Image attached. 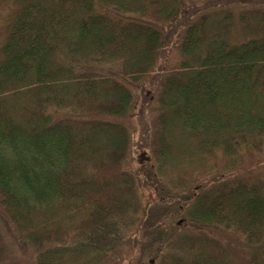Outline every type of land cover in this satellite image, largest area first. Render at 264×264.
Returning <instances> with one entry per match:
<instances>
[{
  "label": "trees",
  "instance_id": "1",
  "mask_svg": "<svg viewBox=\"0 0 264 264\" xmlns=\"http://www.w3.org/2000/svg\"><path fill=\"white\" fill-rule=\"evenodd\" d=\"M184 9L183 0H0V213L37 264H102L121 243L106 215L130 219L139 248L173 235L187 208L189 226L233 232L243 261L201 237L158 264H264V174L208 180L218 162L264 156V9L200 15L179 31V62L167 68L158 23ZM237 21L255 36L229 44ZM135 87L157 105L131 172ZM156 176L176 192L141 198ZM1 241L0 231V264Z\"/></svg>",
  "mask_w": 264,
  "mask_h": 264
},
{
  "label": "rangeland",
  "instance_id": "2",
  "mask_svg": "<svg viewBox=\"0 0 264 264\" xmlns=\"http://www.w3.org/2000/svg\"><path fill=\"white\" fill-rule=\"evenodd\" d=\"M185 9L176 21L163 20L158 23V27L166 33L168 43L166 47L165 66L167 68L176 65L179 62V52L177 48V38L179 31L184 30L193 23L200 15L216 9H229L237 16L242 9H264V0H183ZM172 31V34H171ZM254 34L247 33L240 22H236L228 37L229 44H239L248 41L254 37ZM103 72V71H102ZM147 76H142L137 83L146 84ZM142 87V86H141ZM155 84L151 83V88ZM135 97L130 108L132 114V146L130 154L124 158L131 172L135 171L138 161L142 158V152L146 150L147 138L154 130V110L156 108V98L154 92L150 91L151 99L146 102L140 97L135 87ZM154 110V111H153ZM130 119V118H129ZM129 121V120H128ZM147 151V150H146ZM156 171V167H154ZM264 174V156L258 155L255 158L246 157L238 164L224 166L218 162L214 164L208 176V180L218 179L220 175L241 176L250 175L253 179L257 174ZM207 178V177H206ZM176 192V189L170 187V184L161 176H156L150 188H139L141 198H146L149 193L157 194L165 192ZM185 192L184 189L180 190ZM184 217H178L175 223L178 228L173 235L157 241L155 244L144 243L143 247H137L135 242L139 238L138 227L131 223L130 219L122 218L118 214L106 215L108 222L113 223V235L119 239V246L110 250L104 257L102 264H158L161 258L167 255L184 254L191 243L198 238L214 239L220 242L224 247L230 250L232 256L243 261L245 244L237 236L227 230H215L213 227H204L195 229L188 225L186 211ZM108 224V223H107ZM117 226L118 228H115ZM0 231H1V257L2 264H37V250L26 240L25 236L18 230H13L11 224L4 219L0 213ZM93 232L89 231V234ZM94 234V233H93ZM79 237V236H78ZM65 240H60L61 243ZM74 238H68L66 245H72Z\"/></svg>",
  "mask_w": 264,
  "mask_h": 264
}]
</instances>
